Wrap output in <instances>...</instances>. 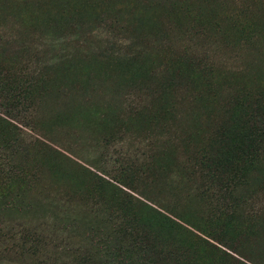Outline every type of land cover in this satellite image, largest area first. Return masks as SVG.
I'll return each instance as SVG.
<instances>
[{
  "label": "rangeland",
  "instance_id": "obj_1",
  "mask_svg": "<svg viewBox=\"0 0 264 264\" xmlns=\"http://www.w3.org/2000/svg\"><path fill=\"white\" fill-rule=\"evenodd\" d=\"M0 83V264H264V0H0Z\"/></svg>",
  "mask_w": 264,
  "mask_h": 264
},
{
  "label": "trees",
  "instance_id": "obj_2",
  "mask_svg": "<svg viewBox=\"0 0 264 264\" xmlns=\"http://www.w3.org/2000/svg\"><path fill=\"white\" fill-rule=\"evenodd\" d=\"M0 88H1V83H0ZM5 118H11V117H9L7 114H5L3 111H1L0 110V122L1 123H3V124H5L6 125V123H9ZM12 119V118H11ZM13 120V119H12ZM10 125V124H9ZM260 132H264V130H262V131H260ZM262 135H261V133L259 134V136L258 137H261ZM246 142H249L248 141V139H246ZM260 142H258V143H256L255 145L257 146L258 144H259ZM248 146H250V145H248ZM214 164H217V162H213ZM156 213V212H155Z\"/></svg>",
  "mask_w": 264,
  "mask_h": 264
}]
</instances>
